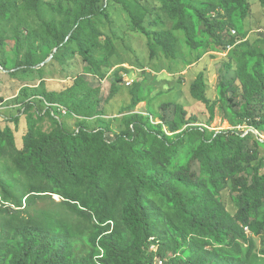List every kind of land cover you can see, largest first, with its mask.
Listing matches in <instances>:
<instances>
[{"label": "trees", "instance_id": "obj_1", "mask_svg": "<svg viewBox=\"0 0 264 264\" xmlns=\"http://www.w3.org/2000/svg\"><path fill=\"white\" fill-rule=\"evenodd\" d=\"M259 1L264 6V0ZM159 2L164 16L157 13L147 24L126 5L148 47L155 53L160 48L173 58L181 54L180 42L195 51L206 52L212 46L228 51L227 72L220 74L217 86L219 100L227 103L238 123L263 131L264 44L240 40L252 13L251 1ZM110 3L0 0V45L5 41V24L16 21V46L18 50L27 46L25 69L30 68L35 53L29 43L32 31L23 40L20 29L32 26L36 18L58 50L75 44L91 74L104 79L116 50L97 24L98 19L109 18ZM167 19L172 26H167ZM116 78L118 83L123 81L122 76ZM235 84L242 93L240 111L234 110L236 100L229 96L237 91ZM101 91L87 76H80L69 87L44 94L41 100L51 106L57 127L43 132L29 116V133L15 161L18 170L49 185L46 190L32 186L23 196L26 207L38 197L57 195L93 222L94 231L87 238L90 252L80 259L74 257L67 226L47 228L18 220L9 227L10 237L0 243V264H157L158 260L165 264H257L253 261L255 237L264 236V157L258 156L244 131L217 132L195 125L197 115L181 103L167 102L156 111L143 97L140 83L132 90L131 104L122 109L131 113L123 120L126 130H113L111 121L116 119L90 130L91 119L105 122ZM118 91L119 85L113 84L107 101ZM191 93L206 106L208 122H212L215 106L207 96L205 72L198 75ZM145 102L147 114L134 112ZM31 109L27 105L25 111ZM63 117L75 118L77 128L69 129ZM5 133L13 138L9 128ZM228 187L237 206L235 215L221 199ZM3 192V202L12 197L7 189ZM15 205L19 214L22 199Z\"/></svg>", "mask_w": 264, "mask_h": 264}, {"label": "rangeland", "instance_id": "obj_2", "mask_svg": "<svg viewBox=\"0 0 264 264\" xmlns=\"http://www.w3.org/2000/svg\"><path fill=\"white\" fill-rule=\"evenodd\" d=\"M50 2L51 0H44ZM108 7L109 18L98 19L97 28L109 37L115 47V55L111 58L112 67L106 71L104 79L91 74L85 61L79 56L77 46L67 43L64 49L58 50L55 42L38 19H34L32 26L22 27V39L32 31L29 43L34 47L33 63L26 68L27 46L18 50L16 46V21L8 22L6 26L5 41L0 45V200H4V190L7 189L12 197L5 199L0 210V243L10 237V226L18 220H30L33 223L43 225L47 228L58 225L67 226L70 229L73 254L76 259L87 255L90 247L87 238L94 231L93 222L79 212L66 206L57 195L52 197H38L32 206L26 207V198L23 196L30 191L32 186L48 189L49 185L34 175H28L16 167L17 151L24 148V137L29 133V116L33 117L35 128L49 133L57 126L53 120V112L47 102L42 101L44 94L50 91H61L71 85L74 79L87 76L101 88V108L106 112L105 122L93 118L89 121L90 130L99 129L107 125V120L116 119L112 122L115 132H123L126 126L123 120L131 113H122L125 105L132 102V90L137 83L142 85V95L147 97L152 108L159 111L167 102L181 103L186 106L190 114L198 117L195 125H207L210 130L217 132L233 129L244 131L243 135L256 149L258 156L264 157V130L260 131L245 123H238L228 109L227 103L220 101L217 94V86L221 73H226V62L229 52L215 50L213 46L206 52L190 50L183 42L179 48L181 54L173 58L164 53L160 48L156 53L147 44L144 35L136 30L130 12L137 14L147 24L157 17L161 12L159 0H110ZM253 4L252 13L246 20V34L241 35L240 40H250L253 43L263 45L264 39V6L259 0H250ZM55 19H59L55 16ZM51 17H46L50 22ZM167 26H172L167 19ZM201 72H205L208 82L207 96L215 106V118L209 121V113L206 106L195 99L191 93L192 84ZM235 70L230 75H234ZM116 75L122 76L123 81L117 82ZM126 79L133 81L132 86L126 85ZM119 85L117 95L110 101L107 98L112 85ZM235 93H229L234 97L235 111L241 110L242 93L239 87ZM32 109L26 112V106ZM147 114L148 103H142L134 111ZM133 113V112H132ZM63 122L71 130L77 128L75 118L63 117ZM10 129L13 138L5 133ZM170 134L167 128L164 129ZM262 142L263 144H258ZM230 187L222 191L221 199L228 212L235 215L237 206L231 196ZM33 195V194H32ZM45 195V194H44ZM22 199L23 207L17 214L16 202ZM257 251L253 261L264 264V236L255 237ZM156 250V247H154ZM245 249V248H244ZM170 253L168 257H170Z\"/></svg>", "mask_w": 264, "mask_h": 264}, {"label": "built area", "instance_id": "obj_3", "mask_svg": "<svg viewBox=\"0 0 264 264\" xmlns=\"http://www.w3.org/2000/svg\"><path fill=\"white\" fill-rule=\"evenodd\" d=\"M233 33H234V34H237L238 32H237L236 30H234ZM125 81H126V85H127V86H132V85H133V81H129V79H126V78H125ZM60 111H61L64 115L67 114V111L64 110L63 108H60ZM4 203H5V202H3L2 200H0V208L2 207V205H4ZM244 229H245V232H247V233L250 232L249 227L246 226V227H244ZM157 264H165V263H164L163 260H158V261H157Z\"/></svg>", "mask_w": 264, "mask_h": 264}]
</instances>
